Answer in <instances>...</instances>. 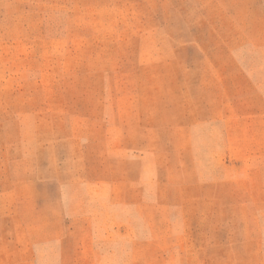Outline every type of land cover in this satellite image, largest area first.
<instances>
[{
    "label": "rangeland",
    "instance_id": "1",
    "mask_svg": "<svg viewBox=\"0 0 264 264\" xmlns=\"http://www.w3.org/2000/svg\"><path fill=\"white\" fill-rule=\"evenodd\" d=\"M0 264H264V0H0Z\"/></svg>",
    "mask_w": 264,
    "mask_h": 264
}]
</instances>
